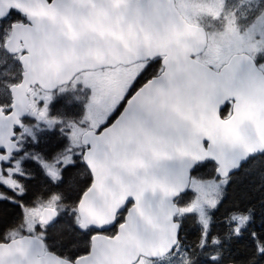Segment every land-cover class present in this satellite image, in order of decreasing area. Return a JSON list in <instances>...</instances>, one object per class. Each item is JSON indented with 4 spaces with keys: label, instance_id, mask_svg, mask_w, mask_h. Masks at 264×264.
<instances>
[{
    "label": "snow or ice",
    "instance_id": "snow-or-ice-1",
    "mask_svg": "<svg viewBox=\"0 0 264 264\" xmlns=\"http://www.w3.org/2000/svg\"><path fill=\"white\" fill-rule=\"evenodd\" d=\"M0 264H264V0H0Z\"/></svg>",
    "mask_w": 264,
    "mask_h": 264
},
{
    "label": "trees",
    "instance_id": "trees-1",
    "mask_svg": "<svg viewBox=\"0 0 264 264\" xmlns=\"http://www.w3.org/2000/svg\"><path fill=\"white\" fill-rule=\"evenodd\" d=\"M244 188H245V184H243V185H239L237 188H236V192H235V194H237V195H239L243 190H244Z\"/></svg>",
    "mask_w": 264,
    "mask_h": 264
},
{
    "label": "rangeland",
    "instance_id": "rangeland-1",
    "mask_svg": "<svg viewBox=\"0 0 264 264\" xmlns=\"http://www.w3.org/2000/svg\"><path fill=\"white\" fill-rule=\"evenodd\" d=\"M243 184H244V183H241L240 186L243 185Z\"/></svg>",
    "mask_w": 264,
    "mask_h": 264
}]
</instances>
